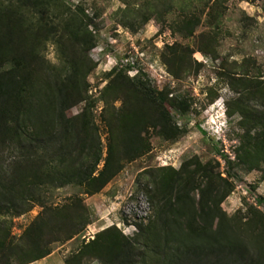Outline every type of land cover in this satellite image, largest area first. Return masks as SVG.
I'll return each instance as SVG.
<instances>
[{
  "label": "trees",
  "instance_id": "16d2710c",
  "mask_svg": "<svg viewBox=\"0 0 264 264\" xmlns=\"http://www.w3.org/2000/svg\"><path fill=\"white\" fill-rule=\"evenodd\" d=\"M70 1L0 0V264H29L49 255L55 243L83 235L90 216L81 194L100 192L126 162L149 152L151 135L178 139L184 130L167 106L185 114L195 103L184 91L152 86L141 69L130 76L127 69L112 68L99 92L107 130L103 142L87 81L97 65L89 56L97 44L93 20ZM143 2L138 14L132 13L142 24L157 17L162 28L187 38L198 29L201 13L195 6L189 12L180 0ZM177 3L180 12L169 19ZM220 3L211 7L216 28L224 10ZM127 6L123 15L132 17ZM211 39L197 42V50H211ZM48 43L56 48V67L43 52ZM191 53L179 42L167 44L162 64L179 80L192 70ZM219 75L234 93L227 114L239 117L235 163L264 174V78L237 75L229 67ZM215 98L217 93L209 104ZM81 103L78 114L68 115ZM218 168L216 160L203 164L194 157L177 169L143 171L150 219L136 223L133 237L116 226L101 230L82 240L64 264H84L88 258L101 264H264V215L249 205L248 222L227 217L221 203L234 186L230 172L223 177ZM65 186L81 192L48 205L49 192ZM35 205L42 207L40 213L13 235V218Z\"/></svg>",
  "mask_w": 264,
  "mask_h": 264
},
{
  "label": "rangeland",
  "instance_id": "374dc122",
  "mask_svg": "<svg viewBox=\"0 0 264 264\" xmlns=\"http://www.w3.org/2000/svg\"><path fill=\"white\" fill-rule=\"evenodd\" d=\"M143 1L128 0L125 4L121 0L68 2L72 7L81 5L93 20L91 29L97 44L89 56L97 65L87 81L90 84L89 94L96 100L95 122L105 142L107 130L100 118L104 103L99 92L107 83L106 74L112 68H124L133 76L141 69L148 75L152 86H169L194 97L195 103L188 113L182 114L167 106L172 120L184 133L174 141L151 135L149 152L126 162L100 192L81 194L90 216V223L83 235L64 243H55L49 255L29 264H64V259L82 240L87 242L109 226H116L124 235L133 237L138 231L136 223H146L152 215L144 189L146 180L141 175L143 171L161 166L177 169L184 161L194 157L203 164L218 161V170L223 177L227 176V171L230 172L233 191L221 203L227 217L236 220L242 218L243 222H248L249 216L245 215V210L249 205L264 215V174L259 169L246 170L235 163V150L241 132L239 117L227 114L226 102L234 97V93L219 75L229 67L237 75L248 73L264 78V0H217L224 6L218 28L216 12L211 9L216 0H180L184 10L192 12L195 6L201 13L198 29L188 38L162 28L157 17H151L143 24L139 22L138 15L139 18L135 19L136 15L132 13L139 11ZM129 4L132 17L128 14L126 18L123 11ZM178 5L172 7L173 13L168 16L169 19L180 12ZM207 35L214 37L210 42L215 52L212 49L206 53L197 50V42L206 39ZM175 42L192 50V70L179 80L167 72L161 60L164 46ZM43 52L51 65L56 67L59 64L53 43H48ZM197 63L202 65L195 72ZM216 93L217 98L209 104ZM115 105L118 106L119 102ZM83 106L84 103L76 105L67 112L68 115L78 114ZM226 158L231 162L230 166ZM80 192L72 186L53 189L46 202L48 205H61L69 196ZM41 210L42 207L35 205L30 211L14 217L12 234L19 236ZM84 264L101 263L95 258H88Z\"/></svg>",
  "mask_w": 264,
  "mask_h": 264
}]
</instances>
